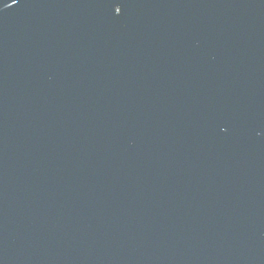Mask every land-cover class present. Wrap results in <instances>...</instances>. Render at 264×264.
Listing matches in <instances>:
<instances>
[{
    "label": "water",
    "instance_id": "95a60500",
    "mask_svg": "<svg viewBox=\"0 0 264 264\" xmlns=\"http://www.w3.org/2000/svg\"><path fill=\"white\" fill-rule=\"evenodd\" d=\"M0 264H264V0H0Z\"/></svg>",
    "mask_w": 264,
    "mask_h": 264
},
{
    "label": "snow or ice",
    "instance_id": "6c2138e0",
    "mask_svg": "<svg viewBox=\"0 0 264 264\" xmlns=\"http://www.w3.org/2000/svg\"><path fill=\"white\" fill-rule=\"evenodd\" d=\"M12 2H13V3H16L17 0H12ZM113 7H114V10H115V12H116L117 14H119V13L122 11V5H121V3H119V2H114V3H113Z\"/></svg>",
    "mask_w": 264,
    "mask_h": 264
}]
</instances>
